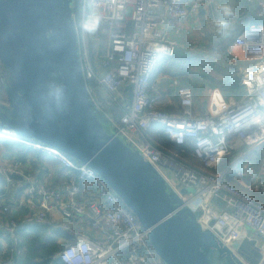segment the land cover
Returning a JSON list of instances; mask_svg holds the SVG:
<instances>
[{"label":"built area","instance_id":"2783aa9c","mask_svg":"<svg viewBox=\"0 0 264 264\" xmlns=\"http://www.w3.org/2000/svg\"><path fill=\"white\" fill-rule=\"evenodd\" d=\"M80 2V18L75 14V20L85 80L115 133L159 171L191 210L201 213L198 221L217 240L232 248L246 237L245 227L264 238V200L228 179L264 145V24L250 23L235 30L245 11H234L228 18L230 27L225 32H234L230 46L242 49L254 62L240 74L244 88L240 98H226L214 89L207 113L198 115L192 88L182 86L175 77L172 84L179 109L170 112L162 106L166 96L154 82L155 72L179 46L173 34L182 23L215 0H95L104 20L93 35L81 28L93 0ZM218 18L207 25L211 37L219 36L214 26ZM153 126L162 128L179 146L189 142L197 163L161 149L150 135ZM0 137L57 160L70 173L62 188L29 182L30 212L15 216L13 208L22 206L11 204L8 197L16 186L15 177H23V163L0 162V181L6 183V191L0 194V264L25 259L21 233L49 224L65 234L58 237L62 249L52 256L63 264H164L151 244L149 230L88 164L11 130H0ZM232 154L236 159L221 170L224 159ZM254 185L264 195V178ZM186 188L194 192L184 193ZM53 212L60 214L59 221Z\"/></svg>","mask_w":264,"mask_h":264},{"label":"water","instance_id":"95a60500","mask_svg":"<svg viewBox=\"0 0 264 264\" xmlns=\"http://www.w3.org/2000/svg\"><path fill=\"white\" fill-rule=\"evenodd\" d=\"M191 56L179 46L173 52L177 58ZM0 61L9 70L10 102V108L0 106V130L93 168L149 230L164 264H264L256 239L246 235L231 248L205 230L198 221L201 213L112 129L87 87L75 0H0Z\"/></svg>","mask_w":264,"mask_h":264},{"label":"crops","instance_id":"0c3cea01","mask_svg":"<svg viewBox=\"0 0 264 264\" xmlns=\"http://www.w3.org/2000/svg\"><path fill=\"white\" fill-rule=\"evenodd\" d=\"M221 3L230 4L234 11H245V14L239 19L235 30H239L250 23L264 24V0H215L213 3H207L198 14L192 15L187 22L182 23L180 29L173 34V38L178 40L179 46L181 48L188 50L187 48H189V46L192 48V44L196 46L199 43H204V41L208 43V46H212L216 41L225 38L227 34H231L227 41L219 46L226 45V47H230V61L236 65L237 70L239 69V78L236 80V82L240 84V74L246 69L252 67L254 62L247 59V56L242 49L230 46L234 37V32H225L224 35L211 37L207 29V25L210 20L215 17H220L219 5ZM213 40L215 41L212 42ZM196 73L206 77H212L204 70L201 72L197 71ZM174 78L175 77L164 73L154 76V82L162 88L166 96L162 106L165 110L170 112H175L179 109L178 95L176 92L177 89L172 84V80ZM225 83L226 82L223 84ZM240 86L242 85L240 84ZM214 89L219 88H211L210 86L206 85L203 91V94L205 93V95L200 96L199 98H196L195 96L194 110L196 114L204 115L207 113L210 95ZM219 90L222 92L221 89ZM238 95L239 93L236 92L224 94L226 98H238ZM262 150H264V148L259 151ZM259 151H257L255 154H257ZM14 159L20 160L23 163V177H15V181L17 182L15 183L16 186L15 188L10 189L11 192L8 197V201L11 204L22 206L20 209L13 208V214L15 216L27 215L30 212L28 205L30 196H28L26 193V188L29 186V182H42L49 187L55 188H62L68 183L70 173L67 169L63 168V166L57 160L49 158L48 156L39 152L32 151L26 146L22 145L15 146L11 151H8L7 146L0 142V162H7ZM250 159L251 158L248 160ZM256 159L257 160L252 159L253 161L247 160L246 162L242 163L236 170L228 175V179L234 185L249 192L257 199L264 200V195L261 193V191H258L254 188V184L260 178H264V164L263 166H260V162H258L260 158L257 157ZM5 187V181H0V189L6 191ZM2 193L3 191L0 194ZM52 216L57 221L61 219L58 212H53ZM247 237L256 239L258 242L257 246L260 247L264 252V238L255 233L252 229L247 230Z\"/></svg>","mask_w":264,"mask_h":264},{"label":"trees","instance_id":"16d2710c","mask_svg":"<svg viewBox=\"0 0 264 264\" xmlns=\"http://www.w3.org/2000/svg\"><path fill=\"white\" fill-rule=\"evenodd\" d=\"M80 0H76V7H75V14L77 16V19L80 18ZM213 40L212 42H214ZM213 44V43H212ZM213 46V45H212ZM211 46V47H212ZM213 49V48H212ZM195 56H191L189 58H177V57H166L163 60H161L156 72L155 76L164 73L169 74L173 77L181 78V75L185 74V70H178V71H172V67L179 68L182 65H179L177 63L180 62H191V60H194ZM184 68V67H183ZM184 72V73H183ZM187 73H190L188 70H186ZM196 73V72H195ZM195 85L193 86V83L188 81H184L186 84L191 85L192 90L194 94L197 92V86L200 85V91H204L206 85L210 86L211 88H219L222 90V92L225 94L229 92H236L239 93L240 98L244 94V88L240 86L235 80V82L232 80L230 82H227L225 84L219 83L217 80L211 79L214 83H203L201 80L207 78L204 75L195 74ZM208 79V78H207ZM190 87V86H188ZM3 91L2 93L5 94L6 98L8 99V95L5 91V87L0 84V91ZM195 96V95H194ZM150 135L152 136L154 142L163 150L169 151L172 153H179L187 159L188 161L192 163H197V161L190 155V144L189 142L185 145L179 146L172 142L162 131V128L160 127H152L150 129ZM0 142L7 146L8 151H11L15 146H24L23 144L13 141L10 139L5 140V138L0 137ZM20 144V145H19ZM187 151V153H183V151ZM236 159V154H232L231 156H228L224 159L222 162L220 169L224 170L227 168L234 160ZM4 190L0 189V193ZM2 193V194H3ZM56 235V236H54ZM65 235L62 231H56L53 228V225H44V226H36L33 228H30L29 230H25L21 233V238L23 241V246L27 250V254L25 259H20L18 261V264H63L62 260L60 259H52V256L55 255L59 248H58V237Z\"/></svg>","mask_w":264,"mask_h":264},{"label":"rangeland","instance_id":"374dc122","mask_svg":"<svg viewBox=\"0 0 264 264\" xmlns=\"http://www.w3.org/2000/svg\"><path fill=\"white\" fill-rule=\"evenodd\" d=\"M192 48H187L189 51H191L193 53V55L195 56L194 60H191V62H180L177 63L179 65H182L183 67H172V71H178V70H185V74L181 75L179 78L181 85L182 86H190L189 84H186L188 81L193 83V86L195 85V72H201V71H205L207 72V74H210L212 77H207L205 79H202L201 81L203 83H214L211 79L217 80L219 83H224V82H230V81H234L238 80L239 78V69L237 70L236 65L233 64L230 61V54H231V50L229 49L230 47H226L225 46H208V43L204 41V43L202 44H198V45H191ZM218 47V48H217ZM213 48V49H212ZM230 61V62H229ZM231 63V64H230ZM200 68V69H199ZM203 68V69H201ZM186 70H188L190 73H187ZM183 72V73H184ZM4 74V77H3ZM9 78V72L6 70V68L4 67V65L1 63L0 61V84L3 85V87H5V80H8ZM186 81V83L184 82ZM193 88V87H192ZM5 91H6V87H5ZM3 91H0V103L1 104H8L7 102V98L5 96V94L2 93ZM7 93V92H6ZM205 95V93L203 94L202 91H200V85L197 86V92L195 94L196 98H199L200 96ZM201 100V98H200ZM7 106V105H6ZM260 158V160H258V162H260V166H263L264 164V150L259 151L257 154H255L253 157H251L250 160H257L256 158ZM262 159V160H261ZM248 160V161H250ZM252 160V161H253ZM190 193L194 192V189L191 188ZM250 228L246 227L245 230H249ZM247 233V232H246ZM58 243V242H57ZM58 252L62 249V244L58 243ZM57 252V253H58Z\"/></svg>","mask_w":264,"mask_h":264},{"label":"clouds","instance_id":"9594fccd","mask_svg":"<svg viewBox=\"0 0 264 264\" xmlns=\"http://www.w3.org/2000/svg\"><path fill=\"white\" fill-rule=\"evenodd\" d=\"M219 13L220 17L215 21L214 26L218 35H224L225 31L230 27L228 18L234 15V10L230 4L221 3L219 5ZM103 20L104 15L95 3V0H93L82 20L81 28L84 32L93 35L100 30Z\"/></svg>","mask_w":264,"mask_h":264},{"label":"flooded vegetation","instance_id":"af4514ba","mask_svg":"<svg viewBox=\"0 0 264 264\" xmlns=\"http://www.w3.org/2000/svg\"><path fill=\"white\" fill-rule=\"evenodd\" d=\"M5 67V66H4ZM6 68V67H5ZM6 70L9 72V70L6 68ZM3 77H4V74H3ZM6 83H8V80H5V85H6ZM7 102H8V104H6L5 106L7 107V108H10V102H9V99H7ZM0 106L2 107V106H4V104H1L0 103ZM7 111V110H6Z\"/></svg>","mask_w":264,"mask_h":264}]
</instances>
